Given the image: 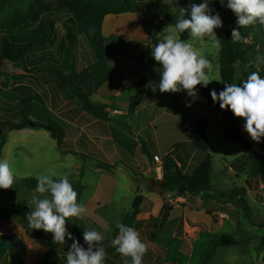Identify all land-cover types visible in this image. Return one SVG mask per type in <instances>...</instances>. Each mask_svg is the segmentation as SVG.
I'll return each mask as SVG.
<instances>
[{
    "label": "rangeland",
    "instance_id": "1",
    "mask_svg": "<svg viewBox=\"0 0 264 264\" xmlns=\"http://www.w3.org/2000/svg\"><path fill=\"white\" fill-rule=\"evenodd\" d=\"M37 1L39 0H0V39L7 34L6 30H11L12 35L20 33L38 41V46L34 48L33 54L27 56L25 63L13 64L0 61V120H11L16 124L19 115L16 112L22 110L31 121L41 123L52 121L57 124L64 131L65 136L61 147H58L57 142L51 139L46 131L30 129L17 131L11 130L6 125L0 126L5 130L0 159H6L14 172L12 187L0 189V208L8 211L12 216L9 222L0 226V235L4 233L11 235L18 246L15 255L5 254L0 257V264H41L46 250L45 243L48 240L55 244L53 253L60 259V264H66V253L70 249L71 241L66 237L65 245L58 244L53 241L51 233H47L46 238H43L42 234L39 235L41 230H33L26 219L32 207L31 196L36 187L35 184L27 182V179L37 182L39 175L53 171L58 177L68 176L73 189L78 193V202H83L86 208L81 218H69L66 224L67 230L85 249L87 248L83 240L85 229H95L100 232L103 236L100 243L106 252L104 264H131L130 257H124L116 252L111 240L118 235L115 233L116 223L122 222L130 213L137 195L154 197V200L145 198L142 211L132 224L141 240L147 244V252L142 264H201L206 251L211 247L210 241L221 235L229 236L239 242V245L217 248L208 258L207 264H264V252L261 254L256 250L264 235V188L262 191H255L254 198L244 199L240 197L241 195H234L231 193L234 188V178L226 172L219 160H213L211 168L213 186L206 192L210 193L213 190L220 192L221 200L227 205L218 210L210 207L204 209V205H209L211 202L204 199L200 203L195 196L199 193L185 195L186 202L175 200L177 197L173 193L165 191L160 194L151 193L146 189V178L127 167L125 161L119 162L117 166L120 169L115 170L102 161L101 156H98L99 152H96L94 157L91 156L93 152L87 151L89 144L85 140L86 134H82L87 131L85 125L90 120L104 119L105 116L110 117L115 114L109 111L103 113L100 107L102 98L96 100L99 105L97 106L92 104V96L89 101L96 108L95 116L85 112L76 97L71 93L66 94L67 88H61L55 75L47 70L32 72V68L46 63L45 65L51 64L59 71L68 73L71 67L79 72L92 65L96 59L94 43L91 39L97 27L91 28L87 37L79 35L76 41L71 43L66 36L63 23L56 22L55 13H46L35 21H31L26 16L28 9ZM162 1L171 12H174L178 0ZM187 1L190 9L192 4L202 2V0ZM214 1L210 5L211 8ZM136 2L137 9L134 12L106 14L101 18L99 26L102 37L101 53L104 60L107 58L108 63L106 67L114 72L118 68L120 70L118 72L127 74L128 80L140 74L141 77L146 74L147 79L153 73L158 75L159 64L156 61H152L150 65L135 62L140 59L146 39L149 38L148 40L156 44L160 34L171 26L154 12L150 0H136ZM15 16L20 17V24L14 23ZM147 25L149 27H146ZM217 38L219 39L220 36L217 35ZM185 40L192 43L200 55L213 63V72L210 74V79L213 81L207 88L209 92L214 89L219 93L223 89L218 71L220 47H215L207 37L196 39L188 36ZM260 40H264V25H253L246 41L247 43L256 41L257 44ZM29 69H31L30 73ZM116 80L122 82L127 79L124 76H116ZM131 94L133 88L124 90V97ZM179 94L185 96L184 100L174 101V94L164 93L166 107L170 111L174 109L172 112H177L178 116H182L184 112L188 120L209 116L212 121L209 129L211 150L219 138L228 141L230 144L227 145L243 152L239 145L226 139L229 131L227 109L224 110L221 118H217L216 108L201 103L199 99L194 103L197 106L192 105V98L187 97L186 92ZM189 103L191 107L186 106ZM116 108L126 114L113 116L111 119L121 124L119 127L124 134L134 137L135 133H130L127 127L129 122L133 123L134 116L125 108ZM143 113L145 114L143 120L146 122L147 119L155 118L156 111H143ZM141 120L140 117L137 123ZM62 123L80 126L79 135L68 134L67 131L70 129H66ZM157 126L158 124L149 126L142 133L141 141L146 143V154L151 158L156 154L165 162L167 156L163 157L164 149L152 148L150 145L154 142L152 133L154 129L155 132L158 131ZM163 135H161L163 138H160L162 141L165 140ZM99 142L100 140L96 141V144L99 145ZM163 206L168 210V216L164 220ZM215 229V233H212L211 230Z\"/></svg>",
    "mask_w": 264,
    "mask_h": 264
},
{
    "label": "trees",
    "instance_id": "2",
    "mask_svg": "<svg viewBox=\"0 0 264 264\" xmlns=\"http://www.w3.org/2000/svg\"><path fill=\"white\" fill-rule=\"evenodd\" d=\"M18 1H15V3ZM154 12L162 19L167 21L171 26L174 25L177 19L180 18V9H184L190 13L189 2L187 0H178L177 7L174 12L167 8L162 0H150ZM136 0H54L53 2H44L39 0L26 12V16L35 21L46 13H55L56 22L61 21L63 27L66 29V36L72 43L76 41L79 35L88 36L89 31L94 26L97 27L96 33L92 37L94 43V54L96 61L92 65L83 68L76 72L73 67L69 69L68 73H63L53 65H35L32 72H46L49 71L55 75L60 82L62 89L67 88L66 94H72L81 103V108L95 116L96 109L89 101L90 96L95 94L99 88L113 75L114 71L107 68L104 58L101 53L102 37L99 33V26L101 18L110 13L123 14L132 13L136 7ZM213 9L218 13L222 19L223 26L216 29V34L220 36V51L218 57L219 78L224 88L223 83L239 82V74L247 78L249 74L255 72L250 69L245 70L247 64V57L255 48V43H247L250 31L253 25L260 24L259 22L238 28L236 24L235 14L220 3V0H215ZM185 18H190L188 15ZM14 23L20 24V17L15 16ZM26 21V19H25ZM13 27V26H12ZM146 27H149L147 25ZM15 28V27H14ZM234 28H238L241 32V39L239 41L231 40V32ZM7 31L0 39V61H8L13 64L25 63L27 56L33 54L34 48L38 46L36 38L26 37L24 34L12 35V31ZM189 34L187 32L181 34L180 38L185 40ZM148 37V36H147ZM146 39V44L141 52V64L149 65L151 61L155 60L151 57L150 51L155 43L152 40ZM31 69H29V73ZM142 78V86L139 92L129 100L128 113L133 114L137 107L141 104L145 93L144 78ZM201 102L212 106L217 110H221L218 103H214L211 99L208 88L201 85L196 86ZM11 112V111H10ZM18 122L12 123L11 120H0V126H8L11 130H43L49 133L51 139L57 142L58 147L62 145L64 131L52 121L46 123L31 121L27 118L24 111L18 110ZM10 114V113H9ZM229 131L226 134V139L230 142L239 145L244 155L230 164L233 170H239L243 167L245 161L251 163L252 180L255 183H260L264 188V156L258 154L250 141L239 131L237 126V117L229 110ZM9 118V117H8ZM66 129H70L67 133L71 135H79L80 126H72L62 123ZM191 137V146L195 150V160L197 165L184 171L183 168L178 167L174 160L166 157L164 162V177L160 181L163 191L173 193L176 197H184L187 194H194L207 191L210 188V173H211V157L207 153V134L206 123L204 120H199L191 123L188 126ZM5 130L0 127V152L3 146ZM27 182L36 185L33 179H27ZM249 185V184H248ZM203 198H210L209 195ZM143 197L137 195L134 198L132 208L127 214L122 223L132 227L136 221L137 215L142 211ZM243 208V207H242ZM163 220L168 216L166 206H163ZM11 214L0 208V226L6 224L11 220ZM118 233V229L115 230ZM43 238H46L47 233L43 230L39 233ZM17 241H13L12 236L4 233L0 235V257L5 254L15 255L18 250ZM239 245V242L226 235H221L218 238H213L210 241V248L201 264H207L208 258L212 256L217 248L232 247ZM46 250L42 258L41 264H60V259L53 253L55 244L48 240L45 243ZM258 253L264 252V235L256 248Z\"/></svg>",
    "mask_w": 264,
    "mask_h": 264
},
{
    "label": "clouds",
    "instance_id": "3",
    "mask_svg": "<svg viewBox=\"0 0 264 264\" xmlns=\"http://www.w3.org/2000/svg\"><path fill=\"white\" fill-rule=\"evenodd\" d=\"M213 0H202L192 4L190 13L180 9L176 23L160 34L159 41L150 51L151 57L159 64L158 89L161 93L186 92L191 103L199 99L196 86L207 88L213 81V63L193 47L181 34L187 32L191 38H210L215 47H220L216 29L223 26L222 19L210 5ZM222 5L236 16L238 28L257 22L264 25V0H220ZM188 15L190 18H185ZM234 28L231 40L239 41L241 32ZM257 63L264 59L257 58ZM224 88L217 93L210 92L211 99L218 103L221 110H230L235 117L242 118L244 131L254 141L264 137V77L252 72L240 84L223 83ZM191 103L187 107H191ZM14 183V172L6 159H0V189H9ZM78 193L67 175L59 176L53 171L37 177L36 187L31 196L27 221L33 230L51 233L53 241L65 245V238L71 241L66 253V264H104L106 252L101 245L103 236L95 229H85L83 240L87 248L66 228L69 218H81L86 211L83 202H78ZM118 235L111 240L116 252L131 258V264H142L147 252L139 233L122 222L115 225Z\"/></svg>",
    "mask_w": 264,
    "mask_h": 264
},
{
    "label": "crops",
    "instance_id": "4",
    "mask_svg": "<svg viewBox=\"0 0 264 264\" xmlns=\"http://www.w3.org/2000/svg\"><path fill=\"white\" fill-rule=\"evenodd\" d=\"M252 42L255 43V48L247 57V64L245 66V70L248 72L252 68L255 72H258L261 77H264V63H257V58L264 59V40H260L259 42H257V44L256 41ZM140 59L135 63L140 64ZM105 63L108 66L107 58H105ZM150 64H152V61ZM118 71L120 70L117 68L113 75L99 88V90L95 94H93L92 97L90 96L92 104H95L97 106L99 105L98 103H96V100H99L98 98L100 97L102 98L103 101L101 102L100 107L101 109H103V113L104 111H109L112 114H115L110 117L105 116L104 119L97 118L96 120H90L85 125L87 131H84V133L82 134H86L85 140L87 141V144H89V147H87V151L92 150V157H94V154L96 152H99L98 156H101L102 161L107 163L112 169L115 170L120 169V167L117 166L119 162L122 163L121 161H125L126 166L129 167L132 171L134 170L139 173L142 177H145L146 182L148 179H154L155 181H157L154 176L155 174L153 173L156 164L155 162H153L152 159L153 156H156V154H153L152 158L149 154H146V143L141 141V138L143 136L142 133L145 132L147 128H149V126H154L155 124H158V131L156 130L155 132L154 129L152 133L154 142L150 144L151 147H155L156 149H164L162 151L163 157L167 156L169 159L174 160L178 167L181 166L184 171H187L188 169L197 165L195 160V150L191 146V137L190 132L188 130V126L195 121L204 120L206 123L207 153L209 157H211V163L213 162V160H219V163L224 166L226 172L234 178V188L232 189L231 193H234V195H241L240 197L245 199L248 197L254 198L255 191L263 190L262 184H257L252 180L250 161H245L243 167L239 170H233L230 168V164L235 160L239 159L241 156H243L244 152H240L239 150L234 149L233 147L227 145L228 141H223V139L221 140L219 138L216 140L215 146L211 150L209 129L211 128L212 121L210 120L209 116L205 115L195 120H188L187 115L184 112H182V116H178L176 114L177 112H172L174 111V109L170 111L166 107L164 93H161L158 89L159 74L156 75L155 73H153L149 79H147V76L145 74L144 96L142 98L141 104L137 107L136 111L133 114H130L133 115L135 118L133 123L129 122V124H127L129 132H134L135 135L133 137L132 135L129 136L124 134V132H122L119 127L121 124L116 120H112L111 118L113 116L118 117L124 116L126 114V112L119 111L116 107L125 108L127 111L129 100L139 92L143 81L141 78V74L137 77H133L128 80L126 73ZM116 76H124L127 80L118 82V80H116ZM246 79L247 78H244L241 76V74H239L238 84L242 83ZM126 88H133V94L124 97V90ZM172 94H174V101H178V99L179 101L184 100V95H181L179 93ZM118 104H120V106ZM192 105L196 104L193 103ZM151 110L156 111V114L154 115L155 118L147 119L146 122H144L143 118L145 114L143 113V111L146 112ZM224 112V110H218L216 113L217 118H221ZM138 116L139 118H142L140 123H137V121L139 120ZM244 123L245 121L242 118H237V126L239 131L245 137H247L250 143L253 144L254 150L258 154L264 156V137H262L258 142L252 140V138L244 131ZM71 125L77 127L73 123H71ZM163 132L166 135H163ZM161 135L165 136V140L162 141L160 139L163 138L161 137ZM99 140V145H97L96 141ZM209 177L210 188L208 190H210L213 186L211 183V173ZM157 182L160 183V181ZM210 193L206 191L200 192L199 194L194 193L196 199H198L200 203H202L204 199H207L209 202H211V204L209 203V205H204V209H206V207H210L211 209L218 210L227 205L221 200L222 194L220 192H215L213 190V192ZM205 195H209L210 198H203V196ZM142 197L143 202L145 198H148L149 200H154V197H152V195ZM177 199L185 201L184 197H177L175 200ZM215 231L216 229L214 231L211 230L212 233H215ZM209 232L210 231H208V233Z\"/></svg>",
    "mask_w": 264,
    "mask_h": 264
},
{
    "label": "built area",
    "instance_id": "5",
    "mask_svg": "<svg viewBox=\"0 0 264 264\" xmlns=\"http://www.w3.org/2000/svg\"><path fill=\"white\" fill-rule=\"evenodd\" d=\"M152 159L156 164L154 167V176L157 181H162L164 177V162L157 156H153Z\"/></svg>",
    "mask_w": 264,
    "mask_h": 264
},
{
    "label": "water",
    "instance_id": "6",
    "mask_svg": "<svg viewBox=\"0 0 264 264\" xmlns=\"http://www.w3.org/2000/svg\"><path fill=\"white\" fill-rule=\"evenodd\" d=\"M146 185L148 191L151 193L160 194L163 191L161 184L154 179H148Z\"/></svg>",
    "mask_w": 264,
    "mask_h": 264
}]
</instances>
